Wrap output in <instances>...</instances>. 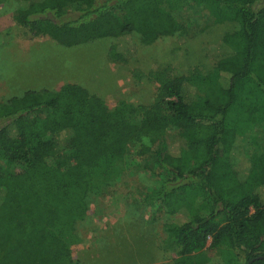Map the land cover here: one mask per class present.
<instances>
[{
    "label": "trees",
    "instance_id": "1",
    "mask_svg": "<svg viewBox=\"0 0 264 264\" xmlns=\"http://www.w3.org/2000/svg\"><path fill=\"white\" fill-rule=\"evenodd\" d=\"M183 1L21 0L15 20L68 48L112 39L111 57L126 62L136 37L149 46L182 30L172 11ZM195 1L214 23L238 25L208 47L212 73H154L149 106H110L75 84L0 105V264H74L96 169L172 127L142 203L182 216L165 227L177 264H264V147L244 145L264 128V0ZM209 238L216 255L203 251Z\"/></svg>",
    "mask_w": 264,
    "mask_h": 264
},
{
    "label": "rangeland",
    "instance_id": "2",
    "mask_svg": "<svg viewBox=\"0 0 264 264\" xmlns=\"http://www.w3.org/2000/svg\"><path fill=\"white\" fill-rule=\"evenodd\" d=\"M20 1L0 0V105L28 91L58 92L75 84L110 106L123 102L149 106L159 88L154 73L168 70L173 77L194 71L212 73L216 63L208 47L238 28L235 22L214 23L205 4L185 0L182 10L172 11L181 31L149 46L136 37V57L120 62L111 57L112 39L68 48L47 36L32 37L15 20ZM178 135L172 127L146 137L130 146L125 158L96 169L99 187L89 195L87 217L77 226L80 240L72 248L74 264H177L178 252L165 227L182 216L170 215L160 203L144 204L142 199L155 189L156 176L162 172L157 149L166 150ZM244 145L249 151L254 145L264 147V128L246 133ZM203 251L217 254L212 238ZM244 257L240 253L241 262Z\"/></svg>",
    "mask_w": 264,
    "mask_h": 264
}]
</instances>
